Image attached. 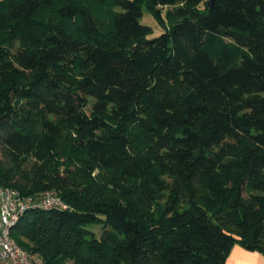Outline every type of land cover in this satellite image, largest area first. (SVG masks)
<instances>
[{"label": "trees", "instance_id": "obj_1", "mask_svg": "<svg viewBox=\"0 0 264 264\" xmlns=\"http://www.w3.org/2000/svg\"><path fill=\"white\" fill-rule=\"evenodd\" d=\"M91 1L122 11L0 0V186L70 206L12 237L45 264L264 255V0Z\"/></svg>", "mask_w": 264, "mask_h": 264}, {"label": "built area", "instance_id": "obj_2", "mask_svg": "<svg viewBox=\"0 0 264 264\" xmlns=\"http://www.w3.org/2000/svg\"><path fill=\"white\" fill-rule=\"evenodd\" d=\"M70 210L52 189L37 198L24 197L17 189L0 186V264H45L36 254L22 248L11 235V228L27 210Z\"/></svg>", "mask_w": 264, "mask_h": 264}, {"label": "rangeland", "instance_id": "obj_3", "mask_svg": "<svg viewBox=\"0 0 264 264\" xmlns=\"http://www.w3.org/2000/svg\"><path fill=\"white\" fill-rule=\"evenodd\" d=\"M91 6V11L93 15L100 20L106 19L110 13V11H122V7L117 4L107 3V4H97L93 3L91 0L87 2ZM158 9L164 15L167 9H171V6L167 5L164 7L158 6ZM50 9L44 12L45 17H49ZM139 21L150 27L151 31L148 35V38H152L158 36L161 32H163L166 28H168L169 24L165 22L161 23L158 17H156L146 6L142 5V15L139 18ZM90 230H92L97 236L101 233V226L94 224L88 226Z\"/></svg>", "mask_w": 264, "mask_h": 264}, {"label": "crops", "instance_id": "obj_4", "mask_svg": "<svg viewBox=\"0 0 264 264\" xmlns=\"http://www.w3.org/2000/svg\"><path fill=\"white\" fill-rule=\"evenodd\" d=\"M226 264H264V255L235 244L230 250Z\"/></svg>", "mask_w": 264, "mask_h": 264}, {"label": "water", "instance_id": "obj_5", "mask_svg": "<svg viewBox=\"0 0 264 264\" xmlns=\"http://www.w3.org/2000/svg\"><path fill=\"white\" fill-rule=\"evenodd\" d=\"M213 1H214V0H210V1H209V5H211V4L213 3Z\"/></svg>", "mask_w": 264, "mask_h": 264}]
</instances>
